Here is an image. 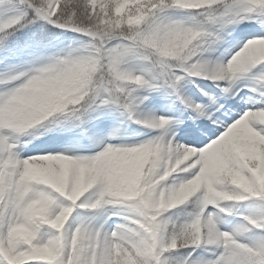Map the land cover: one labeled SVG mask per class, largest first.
<instances>
[{
  "label": "rangeland",
  "instance_id": "1",
  "mask_svg": "<svg viewBox=\"0 0 264 264\" xmlns=\"http://www.w3.org/2000/svg\"><path fill=\"white\" fill-rule=\"evenodd\" d=\"M59 1L50 0L40 8L28 0H0V33L18 23L28 8L58 25ZM262 2L180 0L176 6H166L161 1L124 0L116 14H132L126 20L135 29L130 37L62 26L84 37L53 60L11 70L0 66V106L4 107L0 108V226L9 217L5 234L1 233L4 246L9 248L7 241L21 247L11 255L30 256L18 264H85L87 238L100 227L107 240L98 245L97 254L103 253V259L97 262L94 253L93 264H109L115 250L121 251L127 264H161L158 253L166 243L168 217L180 210L196 221L194 244L200 255L192 264H264V246L257 237L264 230V219L232 210L234 203L246 200L247 189L256 198V207L264 206V122L256 109L222 99L231 89L264 87V59L254 62L243 54L228 58L232 70L217 83L196 84L195 77L207 43L221 39L222 23L235 14H264ZM130 57L145 67L148 79L142 85L129 87L125 74L119 72ZM71 61L80 64L81 80L90 88L83 101L73 102L67 110L63 94H52L36 76L40 70L54 71ZM30 92L56 98L54 110L38 108L42 102L33 101ZM24 103L32 110L17 106ZM7 104L16 108L10 111ZM220 105L225 109L213 115ZM41 124V131H32ZM44 131L50 134L48 143L36 139ZM25 132L34 133L22 137ZM63 133L66 138H60ZM61 140L63 151L40 152ZM180 146L185 153H173ZM29 156L58 160L65 174L79 178L83 186L77 187L70 204L43 179L18 169V159ZM177 162L182 164L171 174ZM133 163L140 165L131 178L136 189L127 194L121 184ZM251 168L257 169L258 185L248 180ZM78 203L92 208L95 216L81 232L70 224ZM67 206L66 223L51 236L49 227ZM90 225L79 245L80 235ZM50 237L59 240L42 259L38 251ZM166 241L174 247L176 239ZM28 242L32 248L23 246ZM233 249L242 254L232 258Z\"/></svg>",
  "mask_w": 264,
  "mask_h": 264
},
{
  "label": "trees",
  "instance_id": "2",
  "mask_svg": "<svg viewBox=\"0 0 264 264\" xmlns=\"http://www.w3.org/2000/svg\"><path fill=\"white\" fill-rule=\"evenodd\" d=\"M28 1L34 6L42 8L50 0ZM121 1L124 0H60L55 17L58 25L47 22L32 9L28 8L26 14L18 23L7 27L0 33V66H6V69L11 70L34 63L38 60H53L56 56L67 51L73 41L84 37L79 32L70 31L60 26L97 31L99 33H118L130 37L135 29L127 26L126 20L132 14L129 13L128 16L116 14L118 4ZM159 1L163 2L166 6H176L180 0H153L155 3ZM215 6L218 9L220 4H216ZM260 6L264 8V0ZM219 8L221 9V7ZM142 67L144 66L142 65ZM142 67L136 59L131 57L122 65L121 71L119 70V72H123V75L125 74L124 76L129 83V87L139 85L148 79L145 78V72H143ZM90 71L93 72L92 67H90ZM82 72L80 64L76 63V61H71L56 68L54 71L40 70L36 78L41 79L45 84V88L52 94L57 95L62 93L64 98H66L67 110H70L72 106L68 105H73V102L76 101L77 103L83 101L90 88L85 80H81ZM134 75L136 76L134 77ZM91 78L92 76L89 75L88 80H91ZM71 85L72 87H70ZM30 93L33 101L36 103L37 101L42 102L39 103L38 108L45 107L49 113L54 110L52 102L56 98L54 99L53 97L50 99V97H46L48 99H45L37 97L36 94L33 96L32 92ZM17 106L23 108L26 112L32 110L31 106L27 107L25 103L23 106L21 104H17ZM5 108L14 110L16 105L7 104ZM82 108L84 107H80V109ZM49 113L48 115H50ZM80 119H83V117H80ZM171 126V123L168 124V132L173 129V126ZM262 140L264 144V138ZM135 161H138V159ZM139 167L140 165H137V163H133L132 166L127 167L126 178L123 179L121 184L122 191H126L127 194H131L136 189L133 185L134 183H131V178ZM255 172H257V169L251 168L247 172V177L250 182L258 185L260 178ZM95 183L97 185L98 181H93L92 187H94L93 185ZM152 186L153 183L144 189V193H146L145 190H149V187ZM140 191L142 193V190ZM246 191L248 197L243 202L234 203L232 206L233 212L245 215L250 213V215L260 216L264 219V206L257 208L254 203L256 198L251 194L250 189ZM262 192L264 193V190ZM31 198L33 200L35 199V197ZM94 217V210L92 208L78 203L70 215L71 227L73 230L76 229L77 232H81L85 225L92 224ZM195 228L196 221L187 216L186 211L180 210L177 214L170 215L164 232L166 243L163 245L161 252L158 253L159 257L157 255L159 262L161 264H192L200 255L199 248L194 244ZM90 231L91 225L88 226V230L83 235H80L79 245ZM257 237L264 246V231H258ZM168 238L176 239L174 247H171V244L166 241ZM230 254L234 258L240 256L242 253L239 249H233ZM251 257V262L256 263L257 260L254 256L251 255ZM109 264L127 263L121 251L115 250L110 255Z\"/></svg>",
  "mask_w": 264,
  "mask_h": 264
},
{
  "label": "bare ground",
  "instance_id": "3",
  "mask_svg": "<svg viewBox=\"0 0 264 264\" xmlns=\"http://www.w3.org/2000/svg\"><path fill=\"white\" fill-rule=\"evenodd\" d=\"M222 24L224 30L221 34V39L207 43L203 60L198 64L195 70L196 84H213L224 78L226 73L232 70L230 68L232 63L227 60L228 58L233 59L238 55L243 54L247 59L254 62H259L264 59V14L253 11L235 14ZM225 79L229 81L230 77ZM222 99L229 105H232L235 102H243L251 108L256 109L264 122V87L256 85L254 88L248 90L231 89L224 92ZM224 109L225 107H223V105L217 106L213 115L221 113ZM200 123L204 124L203 121ZM195 124H198V122H195ZM42 126L43 125L41 124L32 131L38 133L42 130ZM33 133L34 132H25L22 133L21 136L27 137ZM67 135L65 133L59 134L60 138H66ZM83 135H87V132H83ZM49 137L50 134L44 131L40 133L36 139L48 143L47 140H49ZM50 143L51 147H45V150L40 152L48 154L49 152H61L64 150L62 140ZM173 150L174 149L170 147V151L173 152ZM175 151L176 152H173L175 154L185 153V147H175ZM24 153L25 152H23V154ZM29 157L28 160L22 158L18 159V169L21 172L33 174L36 178L43 179L45 183L50 185L56 192L60 193V195L68 201V204H70L73 200L71 196L78 189L77 187L83 186L82 182L79 181V178L74 174H65L63 169L64 164H60L58 160L43 158L42 156L38 158L37 156ZM181 164V162H177L174 168L170 169L169 172L174 174V172L180 168L179 165ZM208 192L209 188L205 186L204 193L207 194ZM69 210L70 208L67 206L57 215L55 218L57 220L56 223L49 227V233L51 236H53L54 232L58 231L59 228L66 223ZM9 221L10 218L7 217L2 226H0V264H18L23 261H28V258L30 257L28 253L23 252L16 255L10 254V251L17 252L21 247H12L7 241H5V244L9 248H6L3 244L1 233H4ZM56 238H59V236ZM56 238L50 237L47 246L38 251L40 258L46 259L48 257L46 250L53 248L59 240H56ZM106 238L103 237L102 227L97 228L87 238L85 245V264H93V254H97L98 245L105 244L107 240ZM26 245L31 247L30 242L23 246ZM96 258L97 262H100V260L103 259V253L99 252Z\"/></svg>",
  "mask_w": 264,
  "mask_h": 264
}]
</instances>
